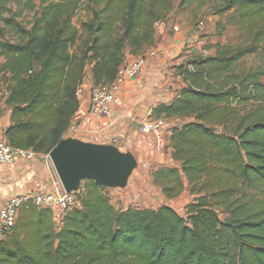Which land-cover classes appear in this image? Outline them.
Masks as SVG:
<instances>
[{
    "label": "trees",
    "instance_id": "obj_1",
    "mask_svg": "<svg viewBox=\"0 0 264 264\" xmlns=\"http://www.w3.org/2000/svg\"><path fill=\"white\" fill-rule=\"evenodd\" d=\"M178 0H0L32 12L16 43L0 41L11 109L6 141L47 155L76 114L77 92L90 69L94 86H109L127 56L154 43ZM210 5L239 32L206 58L176 67L185 88L150 114L180 122L167 137L170 158L151 184L166 200L187 190L181 216L168 205L119 209L108 190L82 182L76 204L55 225L51 211L24 206L0 240V264H264V0H179ZM3 28H0V35ZM254 65L244 68L246 59Z\"/></svg>",
    "mask_w": 264,
    "mask_h": 264
},
{
    "label": "crops",
    "instance_id": "obj_2",
    "mask_svg": "<svg viewBox=\"0 0 264 264\" xmlns=\"http://www.w3.org/2000/svg\"><path fill=\"white\" fill-rule=\"evenodd\" d=\"M188 33L176 25L173 28L163 23L155 26L154 43L145 50V53L153 52L155 55L146 60L138 77L125 79L119 84L106 116H96L90 111L94 83L90 69H87L77 95L78 110L64 136L75 135L96 142L115 140L123 147L133 146L141 157L148 155L149 160H155L160 149L158 142L152 134L143 132L141 126L147 120H154L150 114L155 107L170 103L185 88L176 67L190 59L185 52ZM133 59L127 56L124 65L130 64ZM0 74L3 78L0 84V135L4 137V132L11 124V109L5 105L9 75L3 71ZM45 156L41 155V159L32 162L0 165V208L9 197L17 194L56 193L61 190Z\"/></svg>",
    "mask_w": 264,
    "mask_h": 264
},
{
    "label": "rangeland",
    "instance_id": "obj_3",
    "mask_svg": "<svg viewBox=\"0 0 264 264\" xmlns=\"http://www.w3.org/2000/svg\"><path fill=\"white\" fill-rule=\"evenodd\" d=\"M31 3L37 8L40 0H31ZM178 3L179 0L171 13L163 21V24H166L169 28H173V26L176 25L179 28L191 31L196 27L197 23L203 22L204 30L200 34L199 44L196 47L197 50L205 49L208 46H214L217 43L222 45H234L237 43L239 32L233 27H225V30L222 31V27L226 24V16H216L210 5L199 7L197 4H193L191 7H180L178 6ZM18 11L21 12L20 16L14 17L13 23L9 27L0 23V28H3V34L0 35V41L16 43L19 39V34L16 33L15 30L20 27L29 28L27 24L32 18V12L27 8H24L23 4L21 6L15 4L9 5V12L6 17L13 18V15ZM185 52H188L187 48L185 49ZM3 60L4 58L0 55V67L1 64H3ZM252 65H254L253 58L246 59L243 64L244 68H248ZM1 82H3L2 74H0V84ZM180 124V122L171 120L164 121L162 127V144L158 150L159 154L157 156L155 155V160H149L148 155H143V157H141L139 152L133 146H130L134 148L139 157H141L142 167L131 180L130 188L128 190L107 189L108 196L111 203H113V206L115 205V207L119 209H127L129 207L138 209H157L163 205H168L181 216H184L186 205L193 199L188 191H183L180 196L175 199L166 200L161 196L157 188L152 186L150 179V174L162 165L167 167H179V165L174 164L169 158L170 153L167 137L172 126ZM66 137L67 136H64V138ZM78 194L79 192H73L76 200ZM61 219L62 217L55 218L56 226L60 225Z\"/></svg>",
    "mask_w": 264,
    "mask_h": 264
},
{
    "label": "built area",
    "instance_id": "obj_4",
    "mask_svg": "<svg viewBox=\"0 0 264 264\" xmlns=\"http://www.w3.org/2000/svg\"><path fill=\"white\" fill-rule=\"evenodd\" d=\"M162 24V23H160ZM159 25V24H158ZM204 30V23L199 22L196 27L189 31L188 41L185 45L187 55L190 59L195 57L206 58L211 55L212 51L208 49L197 50L201 32ZM155 54L153 52L144 53L132 60L128 65L122 66L117 74L115 82L109 86H94L90 97V111L96 116H106L110 112V107L114 102L115 92L119 84L125 79L138 77L146 63V60ZM79 90L77 92V95ZM163 120H147L141 130L145 133L152 134L158 142V147L162 144V127ZM41 159V155L32 150L14 149L6 139L0 135V165L10 166L19 161L32 162ZM45 161L50 164L46 155ZM81 188V187H80ZM80 189L77 191L79 192ZM76 204V199L71 193L67 195L62 188L56 193H35V194H17L7 199L4 206L0 208V239L8 235L15 226L19 211L26 205H32L34 208L46 209L51 211L53 219L63 217L64 213Z\"/></svg>",
    "mask_w": 264,
    "mask_h": 264
},
{
    "label": "water",
    "instance_id": "obj_5",
    "mask_svg": "<svg viewBox=\"0 0 264 264\" xmlns=\"http://www.w3.org/2000/svg\"><path fill=\"white\" fill-rule=\"evenodd\" d=\"M63 192H77L84 180L106 189L128 190L141 169V157L115 140L96 142L75 135L61 139L47 154Z\"/></svg>",
    "mask_w": 264,
    "mask_h": 264
}]
</instances>
